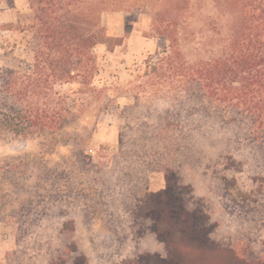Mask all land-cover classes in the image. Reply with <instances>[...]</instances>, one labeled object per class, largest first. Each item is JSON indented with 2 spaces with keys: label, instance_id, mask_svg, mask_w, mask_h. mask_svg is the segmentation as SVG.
Listing matches in <instances>:
<instances>
[{
  "label": "rangeland",
  "instance_id": "obj_1",
  "mask_svg": "<svg viewBox=\"0 0 264 264\" xmlns=\"http://www.w3.org/2000/svg\"><path fill=\"white\" fill-rule=\"evenodd\" d=\"M12 2L11 8L2 4L0 24L30 13L27 0ZM161 5L160 0L118 1L102 15L109 43L94 49L101 73L93 83L102 92L68 96V120L57 140L0 135V264H122L146 253L164 256V245L129 216L146 192L164 189V167L177 171L193 199H202L215 225L212 239L243 255L245 226L227 215L216 193L222 166L213 157L218 146H226L225 138L213 146L209 138L194 135L197 127H206L194 118V97L144 71L147 58L169 45L168 33L151 22ZM212 15L210 0H189L173 24L170 31H177L187 64L194 63V35L208 34ZM1 35L0 67L15 65L22 49L12 59L3 56L2 47L22 43L23 35ZM161 130L172 137L181 132L183 138L157 141V132L166 134ZM247 177L238 175L241 188ZM248 236L258 257L264 233L251 229ZM79 256L85 262L76 261Z\"/></svg>",
  "mask_w": 264,
  "mask_h": 264
},
{
  "label": "trees",
  "instance_id": "obj_2",
  "mask_svg": "<svg viewBox=\"0 0 264 264\" xmlns=\"http://www.w3.org/2000/svg\"><path fill=\"white\" fill-rule=\"evenodd\" d=\"M118 1L129 2L27 0L29 14L16 23L0 24V38L3 31L23 35L22 43L2 47L4 57L15 59L17 48L22 55L15 65L0 67V135L57 140L68 120V96L102 92L93 86L101 73L94 49L109 43L102 15ZM160 1L151 22L168 33L169 45L147 58L144 71L163 83H177V89L194 97V118L206 122L194 135L209 138L213 146L225 138L226 146H218L213 157L222 166L216 196L227 215L245 226L246 244L240 256L232 246L212 239L215 225L202 199H193L191 187L177 171L164 167V189L146 192L129 216L141 232L164 245L165 255L146 253L122 264H264V246L253 257L248 236L251 229L264 233V0H210L211 29L194 35L191 64L182 60L177 31H170L189 0ZM2 4L11 8L13 2L0 0V10ZM62 86L67 88L57 89ZM161 131L166 134L157 132V141L183 138L181 132L172 137L173 132ZM242 173L248 175V185L241 188L237 177ZM76 261L85 259L79 256Z\"/></svg>",
  "mask_w": 264,
  "mask_h": 264
},
{
  "label": "crops",
  "instance_id": "obj_3",
  "mask_svg": "<svg viewBox=\"0 0 264 264\" xmlns=\"http://www.w3.org/2000/svg\"><path fill=\"white\" fill-rule=\"evenodd\" d=\"M162 249V248H161ZM161 255V254H160Z\"/></svg>",
  "mask_w": 264,
  "mask_h": 264
}]
</instances>
